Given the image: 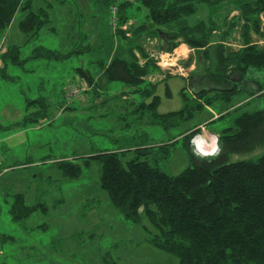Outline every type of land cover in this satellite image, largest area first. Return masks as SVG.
<instances>
[{"label":"rangeland","instance_id":"rangeland-1","mask_svg":"<svg viewBox=\"0 0 264 264\" xmlns=\"http://www.w3.org/2000/svg\"><path fill=\"white\" fill-rule=\"evenodd\" d=\"M45 1L55 6L51 20L57 23L55 27L58 34L41 32L37 42L33 40L24 43L27 35L20 28L24 12L18 13L11 26L0 33V45L5 38L6 47L10 44L20 46L21 57L25 60L21 65H10L5 72L0 68V154L8 169L0 176V237L5 235L24 240L23 244L17 246L20 248L17 251L22 261L20 263L16 261L14 244L0 242V264H108L113 261L120 264H178L175 256L153 248L147 242L143 227L126 221L112 205L108 194L101 187L103 166L99 161L92 160L84 169L83 176L72 180L62 175L53 160L69 159L78 163L75 161L78 157L126 152L122 156L125 161L137 159L171 175H179L194 167L193 159L184 146L183 135L187 131L203 124L208 131L221 135L225 129L234 127L235 120L243 114L264 111V96L255 95L258 86L264 87V69H249L243 85L239 87L240 92L232 96V101H215L211 98L215 94L202 98L205 104L211 98L210 103L204 105L205 109L196 110L195 116L189 120L181 119V126L175 128L166 129L163 125H152L150 122L154 118L153 113L161 115L186 106H196L197 100L189 78L180 79L185 81L184 87L172 85L169 98L164 92L165 85L156 87L154 96L158 101L153 109H142L143 103L151 105L154 102L153 97L143 99L134 93L128 94L129 101H124L122 92L131 90L125 89L122 82H113L100 98L93 94L83 96L70 103V108L59 115L60 109L67 105L64 92L70 85L82 82L77 69L86 68L89 58L87 55L73 54L59 61L32 59L34 48L41 45L43 48L38 49L43 54L49 55L45 50H50L68 55L95 42L98 33L100 38H104L110 29L107 26V23L110 25V18L103 13L102 5L106 6L102 0L99 3L98 0H64V4H57L60 0ZM42 3L43 0H34L35 7ZM237 3L238 0H235L226 4L221 12L201 6L191 22H209L213 19L218 29L214 32L211 45L223 44L227 48L238 49L244 45L241 30L243 22L240 21L235 29L231 28L233 22L238 20L234 18L240 17ZM48 5L45 4V9ZM128 14L129 22H132L131 26H127L130 31L150 24L146 20L145 11L139 9L138 4ZM260 19V35L255 34L254 30H251V34L257 39V44L264 47V15ZM67 23L78 27L81 35L68 38L64 30L62 34L61 28L67 26ZM152 29L147 28L142 33L145 37V51L151 54L148 59L140 61L141 66L150 60H154L157 65L162 61L163 55L155 50L159 40L155 42L150 37L155 34ZM129 35H132L131 32ZM111 46L112 43L107 53L104 50L103 54L110 55ZM192 52L195 54H189L193 56L190 76H194V71L196 74H206L209 62L205 61V51L193 49ZM160 74L179 75L175 69H165ZM148 81L156 83L160 77L150 75ZM178 90H181L182 96ZM40 98L48 100V116L38 123L22 126L27 107L32 108L28 101ZM239 102L244 103L238 105ZM206 106L217 110L218 114L222 112L221 106L232 109L222 117L204 124L205 120L212 118ZM199 139L197 137L191 141L197 147L193 146L196 156L207 158L219 153V150L211 154L209 152L213 149H201L200 144L197 146ZM135 149H149V153L141 154L135 152ZM263 153L264 149L254 153L232 154L230 162L256 160ZM30 160L33 164L14 167ZM11 192L24 194L28 205H47L48 215L36 213L22 224L15 223L10 213L12 201L7 197V193ZM60 200L64 202L55 206ZM92 206H96L93 208L95 210L90 211ZM42 225H47V229L31 231ZM24 245L25 249H22ZM3 253L4 256L1 255ZM25 254L27 257H24Z\"/></svg>","mask_w":264,"mask_h":264},{"label":"trees","instance_id":"trees-1","mask_svg":"<svg viewBox=\"0 0 264 264\" xmlns=\"http://www.w3.org/2000/svg\"><path fill=\"white\" fill-rule=\"evenodd\" d=\"M102 1L106 6L102 5L103 13L110 18V25L107 23L110 29L108 35H104L102 46L96 48L88 44L73 53H89L93 57L92 70L77 69L82 82L90 87L83 96L93 94L100 98L109 90L111 83L122 82L125 89L131 90L122 92V98L128 97L124 101H129L128 94L134 93L143 99L153 97L154 102L151 105L143 103L142 109L154 108L158 101L154 96L157 84L147 81L160 67L154 60L140 65L142 59L149 58L142 34L147 28H153L152 33L155 34L150 37L159 40L160 53H173L185 44L191 49L203 50L207 55L208 70L200 78L204 80L208 77L220 90L207 91L204 88L203 91H195V107L186 106L180 112L164 115L153 113L152 125H163L166 129L179 127L181 119L193 118L195 111L203 109L211 98L215 101L231 100L240 92L239 87L243 85L249 69H264V47L259 46L251 34L254 30L260 35L264 0H238L240 17L234 18L238 20L231 26L235 29L240 21L243 22L244 45L238 49H230L223 44L211 45L214 32L218 29L213 19L191 22L201 6L221 12L226 4L235 0H131L118 6L116 28L111 24L113 0ZM33 2L0 0V33L11 26L18 13L24 12L26 17L20 22V28L29 37L27 42L38 38L51 23V6L47 4L46 9L45 6L35 9ZM136 4L145 11L150 24L131 31L129 28L124 30L129 22V10ZM130 32L132 35H129ZM110 43L109 50L112 52L107 57L103 52L106 50L107 53ZM20 49V46L12 45L0 54L3 72L10 65L25 62ZM37 50L35 58H40L43 52ZM47 53L53 55L49 51ZM188 61L191 65L192 60ZM258 94L264 96V87L258 86L255 95ZM206 96L213 97L205 104L202 98ZM28 102L32 108L27 107L26 124L38 123L48 116L46 98ZM196 133V130L187 131V136L183 137L194 167L176 176L152 167L148 162L137 159L125 161L122 156L126 152L78 157L75 158L78 163L69 159L53 160V164L65 178L76 180L83 176L84 169L92 160L99 161L103 166L101 187L112 205L126 221L143 227L147 242L153 248L175 256L178 264H264V153L256 160L230 162L232 154L264 149V111L245 113L235 120L234 127L225 129L218 139L220 151L216 156L200 158L195 155L191 141ZM135 152L148 154L149 149H135ZM29 164L18 163L14 167ZM4 168L7 167L2 165L0 172ZM7 197L12 201L10 212L16 222L36 212L49 213L45 204L28 206L23 195L7 193ZM63 202L60 200L55 206ZM95 207L92 206L90 211ZM45 227L47 225L41 228ZM108 264L119 263L113 261Z\"/></svg>","mask_w":264,"mask_h":264},{"label":"crops","instance_id":"crops-1","mask_svg":"<svg viewBox=\"0 0 264 264\" xmlns=\"http://www.w3.org/2000/svg\"><path fill=\"white\" fill-rule=\"evenodd\" d=\"M55 1H58V0H55ZM43 2H44V4L42 3V5L40 4L39 5V7H35V4H34V2H33V5H34V7H35V9H37V8H41V7H44L45 6V4H49L50 6H51V10H50V21H51V23L42 31V32H47V33H50V32H52V34L54 33V34H58V32H57V29H56V27L55 26H57V23L56 22H53L52 20H51V18H52V15H51V12L54 10V8H55V6L53 5V3H51V2H48V1H45V0H43ZM65 2H64V0H60V1H58V3L57 4H64ZM26 17V13H25V16H24V18ZM22 21V20H21ZM61 30H62V34H63V30H64V33H67L68 35H67V37L68 38H72V37H76L77 35H81V32H80V30H79V28L78 27H75V25H70V23H67V26H62V28H61ZM74 34V35H73ZM41 35V34H40ZM99 35V36H98ZM85 36H87V35H85ZM39 38V37H38ZM38 38H34L33 40L34 41H36L37 42V40H38ZM33 40H31V41H33ZM153 40H155V42H157V39H153ZM256 41H257V39H255ZM27 41H29V37L28 36H26V40H25V42L24 43H29V42H27ZM30 41V42H31ZM64 41V40H63ZM102 44H103V38H100V34L98 33L97 34V40L95 41V42H92V43H90L89 45H91V46H93V47H96V48H99L100 46H102ZM12 45H15V46H18V45H16V44H10V45H8L7 47H6V39L4 38L3 39V42H2V44L0 45V54L1 53H3V52H5L6 50H7V48L8 47H10V46H12ZM38 48H43V46H41V45H38V46H36L35 48H34V50H33V56H32V59H37V58H35V55H34V53H35V51L38 49ZM149 49V48H148ZM148 49H147V51H148ZM155 50L158 52L159 50H158V43L155 45ZM51 52V53H53V55H47V54H43V56H41L40 58H47V59H55V60H65L64 58H66V59H68V58H70L72 55H73V53H74V51L73 52H71L70 54H68V55H62L59 51H50V50H45V52ZM179 51H182V52H180V54L178 53ZM193 49H191L189 46H187V45H185V44H181L173 53H170V54H172L173 55V57H174V59L176 60V61H178V62H182V61H188L189 59H193V56L192 55H189V54H192L193 52ZM202 51V50H201ZM160 52V51H159ZM195 52V51H194ZM183 53V54H182ZM149 54H151V53H149ZM162 55H165V54H167V53H161ZM193 54H195V53H193ZM78 55H87L88 56V58H89V60H88V63H87V65H86V68H82V69H84V70H92V64H91V62H92V59H93V57H92V59H91V55L89 54V53H85V54H78ZM60 57V58H57V57ZM190 56V57H189ZM188 57H189V59H188ZM0 67H1V63H0ZM160 67V69L157 71V73L156 74H151L152 76L154 75L156 78H158V77H160V81H158V82H156V83H152V82H150V81H147V82H149L150 84H153V85H155V84H157V86L156 87H158L160 84H163V85H165V88H164V92H165V95H166V97L167 98H169V94H170V88H171V86L172 85H175V86H177V88H179V85L181 86H183V84H184V86H185V81L184 82H182V81H180V79H182V78H185V77H183V76H181V75H170V76H163L162 74H160L161 72H163L165 69L163 68V67H161V66H159ZM160 74V75H159ZM194 74V76H190L191 78L189 79V84H190V86L192 87V91H193V93L195 92V91H203L204 90V88L207 90V91H211V90H220V88L219 87H212L211 88V86L213 85L212 84V82H210V79L207 77V78H205L204 80H203V78L201 79L200 77L201 76H203V74L202 73H199V74H196V72L194 71L193 73H192V75ZM196 74V75H195ZM186 79V78H185ZM183 86V87H184ZM214 86V85H213ZM181 90H182V88H180ZM181 90H178V92H180V95L182 96V92H181ZM184 90V89H183ZM182 90V91H183ZM213 95V94H212ZM259 95V94H258ZM257 95V96H258ZM260 96V95H259ZM209 97H211V96H209ZM127 96H124L123 97V99L124 100H127ZM98 101H100V100H98ZM97 101V102H98ZM217 101H220V100H217ZM229 101H232V99L231 100H229ZM229 101H224V102H229ZM74 102V101H73ZM83 102H84V100H83ZM242 103H244V102H239L238 103V105H241ZM70 106L71 105H64L63 107H62V109H60V111H59V115L61 114V113H64L66 110H68L69 108H70ZM206 108H207V110H208V112L210 113V114H212V118H210V119H207V120H205V122H204V124H207L208 122H211V121H213V120H215V119H217V118H219L221 115H223L224 113H228V111L229 110H231L232 108H224L223 106H221V114H218V112H217V110H214V109H212L210 106H206ZM184 108H182V109H179V110H177V111H175V112H180L181 110H183ZM203 109H205V108H203ZM29 112V111H28ZM169 113H174V112H169ZM168 114V113H167ZM164 115V114H163ZM26 116H27V109H26V111H25V117H24V119L26 118ZM193 116H195V113H194V115ZM222 117V116H221ZM24 119H23V121H24ZM22 126H26L27 124L25 123V122H23L22 124H21ZM173 128H175V127H173ZM197 131V135L194 137V138H200L199 139V142L197 143V144H200V148L201 149H204V145L207 147V148H209V149H213L212 150V152H209V153H213L215 150H216V148L218 147L219 148V145H218V143H217V140L219 139V137L221 136L220 134H218V133H216V132H211V131H208V129L206 128V127H204L203 126V124H200V127L199 128H195L194 130H192V131H189V132H193V131ZM220 135V136H219ZM185 136V134L183 135V137ZM193 138V139H194ZM192 139V140H193ZM207 143V144H206ZM209 144V145H208ZM51 161V160H50ZM47 162V161H46ZM5 160H4V165H5ZM28 163H30V164H33V162L30 160ZM11 194L12 195H23L24 196V198H25V202H26V204H27V201H26V197H25V195L24 194H22V193H16V192H11ZM28 205V204H27ZM37 205V204H36ZM11 206H12V204H11ZM28 206H35V205H28ZM92 210H95V209H92ZM11 213V212H10ZM36 213H39V212H36ZM36 213H34V214H36ZM33 214V215H34ZM40 214H42V213H40ZM12 215V214H11ZM33 215H31L29 218H27V219H24V220H21V221H15L14 220V218H13V216L14 215H12V220L15 222V223H17V224H22L23 222H26V221H28ZM44 215V214H43ZM43 226V225H42ZM42 226H38V227H35V228H32V230L31 231H33V232H36L38 229L40 230V229H44V230H46L47 228L45 227V228H41ZM145 231V230H144ZM25 233H26V231H25ZM146 233V232H145ZM147 234V233H146ZM7 239V241H5ZM0 242L1 243H5V242H11L12 244H14L13 246H15V247H13V251L14 250H16V261H17V263H20V262H22L21 261V259L19 258V256H18V250L20 249V248H17V246H18V244H23L24 243V240L22 239V238H18V239H15V238H13V237H10V236H5V235H2L1 237H0ZM18 242H20V243H18ZM16 248V249H15ZM22 249H25V245L23 246V248ZM1 255H3L4 256V253L3 254H1ZM24 257H27L26 256V254H25V256ZM29 258H30V256H28ZM119 263V262H118ZM23 264H25V263H23ZM120 264V263H119Z\"/></svg>","mask_w":264,"mask_h":264},{"label":"built area","instance_id":"built-area-1","mask_svg":"<svg viewBox=\"0 0 264 264\" xmlns=\"http://www.w3.org/2000/svg\"><path fill=\"white\" fill-rule=\"evenodd\" d=\"M131 0H113L114 4L111 7V15H112V21L111 24L114 28H116L117 24V12H118V6L123 2H129ZM132 22H129L126 26L123 27L124 30L127 29V26H131ZM162 61L158 63L159 66L163 67L166 70H177L179 75L190 78V74L192 72L191 65L190 66H184L180 65L178 61H176L172 54L167 53L161 57ZM178 63V64H177ZM90 90L89 85L86 82H81L78 85H70V87L66 90V102L69 105L70 103H73L76 99L81 98L84 93L88 92ZM4 165V157L0 154V167ZM8 169L4 168L0 172V176L2 173L7 172Z\"/></svg>","mask_w":264,"mask_h":264},{"label":"clouds","instance_id":"clouds-1","mask_svg":"<svg viewBox=\"0 0 264 264\" xmlns=\"http://www.w3.org/2000/svg\"><path fill=\"white\" fill-rule=\"evenodd\" d=\"M194 139H196V138H194ZM209 145V144H208ZM196 149H197V147H196V145H193ZM197 146H198V144H197ZM204 151H208V150H210L209 148H207L205 145H204V149H203ZM218 150H219V148L217 147L216 148V150L213 152V153H215V152H218ZM220 151V150H219ZM213 153H211V154H213ZM209 154V153H208Z\"/></svg>","mask_w":264,"mask_h":264},{"label":"water","instance_id":"water-1","mask_svg":"<svg viewBox=\"0 0 264 264\" xmlns=\"http://www.w3.org/2000/svg\"><path fill=\"white\" fill-rule=\"evenodd\" d=\"M180 65H184V66H190L189 61H182L179 62Z\"/></svg>","mask_w":264,"mask_h":264}]
</instances>
